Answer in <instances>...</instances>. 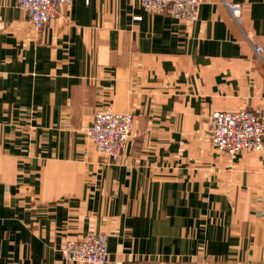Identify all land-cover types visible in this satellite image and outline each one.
<instances>
[{
  "label": "crops",
  "instance_id": "0c3cea01",
  "mask_svg": "<svg viewBox=\"0 0 264 264\" xmlns=\"http://www.w3.org/2000/svg\"><path fill=\"white\" fill-rule=\"evenodd\" d=\"M230 1L238 19L202 0L189 22L72 0L37 30L0 0V264H79L62 248L92 231L113 264H264V150L209 132L216 110L264 115V0ZM105 108L136 115L121 162L87 134Z\"/></svg>",
  "mask_w": 264,
  "mask_h": 264
},
{
  "label": "built area",
  "instance_id": "2783aa9c",
  "mask_svg": "<svg viewBox=\"0 0 264 264\" xmlns=\"http://www.w3.org/2000/svg\"><path fill=\"white\" fill-rule=\"evenodd\" d=\"M72 0H17L37 30H42L55 19L61 6ZM151 13H164L176 19L196 22L202 0H140ZM236 19L242 11V3L223 0ZM140 19L141 17H136ZM255 50L261 53L262 46ZM133 112H118L110 108L99 110L87 128V134L96 150L114 162H121L126 146L135 129ZM211 140L216 148L229 154L243 150L264 149V118L247 107L216 110L209 119ZM62 253L67 260L79 264H113L110 261L109 235L104 231H92L83 238L68 239ZM118 264V263H114Z\"/></svg>",
  "mask_w": 264,
  "mask_h": 264
},
{
  "label": "rangeland",
  "instance_id": "374dc122",
  "mask_svg": "<svg viewBox=\"0 0 264 264\" xmlns=\"http://www.w3.org/2000/svg\"><path fill=\"white\" fill-rule=\"evenodd\" d=\"M249 109H251V108H249ZM251 110H254V111H257V112H259L260 114H261V112L259 111V110H255V109H251ZM262 115V117L264 118V115L263 114H261ZM209 130H210V126H209ZM212 141V140H211ZM92 142V141H91ZM93 143V142H92ZM212 144H213V142H212ZM94 145V144H93ZM214 145V144H213ZM95 147V146H94ZM216 148V147H215ZM216 149H218V148H216ZM219 150V149H218ZM264 150V149H263ZM222 151V150H221ZM243 151H245V150H243ZM247 151H253V150H247ZM224 152H226V151H224ZM240 152H242V151H240ZM240 152H238V153H240ZM254 152H260V151H254ZM226 153H228V152H226ZM238 153H236V154H238ZM229 154V153H228ZM236 154H233V155H236ZM230 155H232V154H230ZM108 158V157H107Z\"/></svg>",
  "mask_w": 264,
  "mask_h": 264
}]
</instances>
